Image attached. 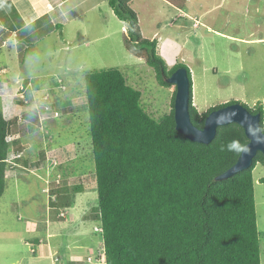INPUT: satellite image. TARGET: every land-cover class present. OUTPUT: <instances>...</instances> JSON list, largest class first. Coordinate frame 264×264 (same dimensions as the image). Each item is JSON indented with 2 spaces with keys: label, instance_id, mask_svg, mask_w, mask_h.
I'll return each instance as SVG.
<instances>
[{
  "label": "rangeland",
  "instance_id": "obj_1",
  "mask_svg": "<svg viewBox=\"0 0 264 264\" xmlns=\"http://www.w3.org/2000/svg\"><path fill=\"white\" fill-rule=\"evenodd\" d=\"M129 6L142 37L157 40L156 51L168 67L182 63L189 69L192 103L199 112L232 100L248 108L260 105L264 129V0H131ZM47 30L23 43L11 36L0 44V68L8 70L13 84L12 94L9 86L0 91L13 101L7 108L18 111V100L25 111L49 107L39 113L36 130L27 131L24 122L11 129L30 144L22 156L14 153L20 146L14 147L8 162L10 176L0 195V264H52L48 247L41 253L38 246L33 249V241L60 249L53 264H104L94 217L97 191L84 75L120 70L156 119L170 111L175 86H161L144 58L128 52L126 22L108 0H98L95 10ZM16 74L34 79L19 85ZM45 148L52 149L49 161ZM252 174L264 264V183L259 180L264 166L256 164Z\"/></svg>",
  "mask_w": 264,
  "mask_h": 264
},
{
  "label": "trees",
  "instance_id": "obj_2",
  "mask_svg": "<svg viewBox=\"0 0 264 264\" xmlns=\"http://www.w3.org/2000/svg\"><path fill=\"white\" fill-rule=\"evenodd\" d=\"M130 1L108 0L126 22V49L143 57L164 87L171 85L166 78L176 68L187 69L188 112L194 125L202 128L211 110L236 102L199 112L192 103L189 69L182 63L168 67L156 51L157 40L142 37ZM84 81L97 191L94 217L101 229L104 264H260L252 171L256 164L264 166L263 154L257 152L248 168L216 179L247 142L243 129L229 123L218 126L209 143L191 141L175 128V89L170 111L156 119L120 70L88 72ZM27 84L25 79L23 86ZM245 107L260 115L264 131L262 107ZM44 111L32 108L8 120L0 112V195L6 137L20 122L27 131L36 130ZM259 180L264 183V176Z\"/></svg>",
  "mask_w": 264,
  "mask_h": 264
},
{
  "label": "crops",
  "instance_id": "obj_3",
  "mask_svg": "<svg viewBox=\"0 0 264 264\" xmlns=\"http://www.w3.org/2000/svg\"><path fill=\"white\" fill-rule=\"evenodd\" d=\"M8 1V2H7ZM84 3L86 4V8L84 9ZM98 0H4L0 2V44H5L7 41V38L13 37L16 39V43H23L26 40H29L33 38V36L43 35L45 33V29H48L47 31H51L50 27L52 24H67L72 21H75L77 17H79L82 14H85L86 12L90 10H95V6L97 5ZM46 31V32H47ZM9 33V34H8ZM11 33V34H10ZM6 34H8L6 36ZM16 38H15V37ZM7 37V38H5ZM19 46V45H18ZM8 70L5 68H0V91L7 90L4 87L9 86L8 90L11 93V84L10 78H8ZM2 74H6L2 76ZM17 79L16 82L21 85L25 79L28 80V85L31 84V81L34 78L30 77H20L18 74H16ZM22 92V91H21ZM3 93V92H2ZM21 94V93H19ZM5 94H0V112L2 113L3 118L10 119L13 113L21 114V112L24 110L21 108V106L18 103L15 102V105H17L18 111H12L7 108L9 102H13L9 100V95L5 96ZM6 111H8V114H6ZM25 111V110H24ZM15 115V116H19ZM19 135L17 133H13L10 136L6 137L7 141V149H6V155L4 159V166H3V179H4V188L7 184L6 181H8L7 176H10V170L8 168V162L11 159V152H13V148L17 147V149L14 150V153H16V156H22L23 151H26V148H28L29 142L24 143L18 138ZM19 139V142L22 144L20 145L19 142L12 144L10 140ZM23 146V147H22ZM36 149V148H35ZM45 153L47 160L49 161V155L51 154L52 149L45 148ZM48 155V156H47ZM15 157V156H14ZM43 166V164H42ZM11 167V166H10ZM31 170V168L29 169ZM19 173V172H18ZM11 180V178L9 179ZM12 181V180H11ZM10 182V181H9ZM2 191V193H3ZM34 223V222H32ZM28 230H33L32 225H29ZM26 244H28L31 247V242L26 241ZM33 249L34 246H38L41 253H43L44 247H48L47 251L50 255H54L52 260V264L54 262V259L56 258V253L60 252V249L58 250L54 249V246H50L49 243L43 244L42 241H33ZM32 249V248H31ZM35 250V249H34ZM35 252V251H34ZM91 254V253H89ZM72 255V254H71Z\"/></svg>",
  "mask_w": 264,
  "mask_h": 264
},
{
  "label": "water",
  "instance_id": "obj_4",
  "mask_svg": "<svg viewBox=\"0 0 264 264\" xmlns=\"http://www.w3.org/2000/svg\"><path fill=\"white\" fill-rule=\"evenodd\" d=\"M166 81L175 86L173 102V116L175 128L187 139L199 143H209L218 126L236 123L247 138L236 161L216 179H225L233 174L248 168L254 155L260 152L264 156V131L260 128V115L251 113L242 103L233 102L211 110L205 117L203 127L192 123L188 112L189 78L185 67L176 68Z\"/></svg>",
  "mask_w": 264,
  "mask_h": 264
},
{
  "label": "built area",
  "instance_id": "obj_5",
  "mask_svg": "<svg viewBox=\"0 0 264 264\" xmlns=\"http://www.w3.org/2000/svg\"><path fill=\"white\" fill-rule=\"evenodd\" d=\"M46 109H48L49 107H45ZM101 230V229H100ZM101 257V256H100ZM99 257V261H101V258ZM55 261H56V258H55Z\"/></svg>",
  "mask_w": 264,
  "mask_h": 264
}]
</instances>
